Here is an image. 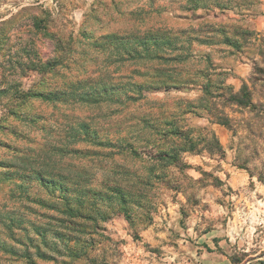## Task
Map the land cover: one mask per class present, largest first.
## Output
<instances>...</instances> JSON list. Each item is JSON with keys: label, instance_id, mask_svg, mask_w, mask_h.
<instances>
[{"label": "rangeland", "instance_id": "374dc122", "mask_svg": "<svg viewBox=\"0 0 264 264\" xmlns=\"http://www.w3.org/2000/svg\"><path fill=\"white\" fill-rule=\"evenodd\" d=\"M250 1L254 2L0 0V31L5 36L0 47V86L8 80L48 91L70 81V76L96 78L102 71L120 88L114 96L119 102L98 108L29 99L21 109L36 116V124L25 118L8 120L29 140L7 132L0 133V139L36 152L39 143L58 140L73 119H86L100 139L129 141L140 156L79 143L77 148L84 152L63 163L73 171L93 173L92 188L99 191L105 173L117 176L126 187L136 179L148 181L144 186L132 183L142 193L125 209L107 201L97 203L99 196L90 191L85 213L94 221L82 233L73 231L67 216L59 212L58 190L51 192L36 181L0 179V264H201V259L212 264L213 253L223 254L233 264H249L252 249L263 245L264 238V64L260 58L247 76L256 106L239 107L225 98L236 61L252 59L258 49L263 52L264 36L241 42V52L220 41L222 28L228 33L249 29L230 10L241 4L248 7ZM35 16L48 17L49 31L71 34L74 40L83 33L92 39L122 34L133 23L141 30L164 33L172 44L157 52L180 57L167 64L171 68L167 73L171 81L182 84L170 86L152 70L144 75V67H153L158 60L134 59L116 69L106 66L103 55L94 60L98 50L78 44L68 54L67 66L58 68L67 78L39 75L30 70L29 57L46 62L59 52L51 38L35 30ZM134 82L153 87L143 90L144 97L136 101L125 100L123 93ZM1 101L6 103L7 97ZM4 110L0 105V115ZM218 116L228 117L229 127L217 123ZM169 125L181 134L160 136ZM166 153L179 160H161ZM13 155L0 146V160L16 162ZM3 171L0 168L2 179ZM203 253L208 256L201 258Z\"/></svg>", "mask_w": 264, "mask_h": 264}, {"label": "trees", "instance_id": "16d2710c", "mask_svg": "<svg viewBox=\"0 0 264 264\" xmlns=\"http://www.w3.org/2000/svg\"><path fill=\"white\" fill-rule=\"evenodd\" d=\"M49 26L48 17H34L33 27L35 30L51 38L55 43L57 53L59 52V55H56L46 62H41L39 59H32L29 57L28 66L30 70L35 71L39 75L50 73L51 75L64 77V79L67 78L63 73H59L60 69L58 68L67 66V56L71 54L70 52L75 51L74 45L78 44L82 47L88 45L98 50L99 55H94V60H97L100 55H103L102 57H104L106 66L115 65L117 66L116 69H119L126 63H131V60L134 59L145 58L148 60H158L159 62L157 65L153 67H144V75H148L147 72L152 70L155 71V75L166 79L170 86L182 84V81L177 79L171 81V75L167 73L171 70L167 64L172 61H177L180 57H171L165 53L157 52L163 49L165 45L170 46L172 44L171 39L164 33H159L149 28L141 30L133 23L132 29L122 34L107 33L96 39H92L83 33L82 37L78 36V39L74 40L71 34L65 37L60 31L59 34L49 31ZM135 28L141 31L137 32ZM226 31V28L221 29L223 39L220 42L231 46V48L235 50L241 48V42H246L249 37L256 35L255 31L250 29L235 28L232 33ZM4 40L5 36L3 31H0V47ZM75 41L78 43H75ZM82 54L85 55L84 52H82ZM257 68L259 71H262L261 66ZM68 78H70V81L63 82L61 85H57L55 88L49 89L48 91L36 89L33 86L24 87L19 82L13 83L5 80V84L0 86V105L5 109L4 113L0 115V133L5 135L7 132L16 139L29 140V138H27L29 135L26 133L24 134L15 126L8 123L10 118H15L17 121H21V119L25 118L28 119L29 123L33 125L36 124L38 118H36V116L30 117L21 109L22 105L29 99H39L48 103L67 102L84 104L96 108L100 107L103 103L119 102L118 98L114 100V96L118 93L120 88L110 83L112 79L111 76L104 78L102 71L99 73V77L96 78H91L89 76L85 78L70 76ZM256 80L261 79L256 78ZM162 82L165 83V81ZM152 87L153 85H151V83H130V89L123 93L124 99L136 101L144 97L143 90H148ZM204 89L205 93H209L207 85H205ZM129 91H132V93L129 94ZM220 96L224 95L221 94ZM4 97H7L6 103H2L1 101ZM225 100L239 107H248L252 109L256 106L252 98L251 87L246 82H243L238 90H233L231 86H228ZM216 122L229 127V120L226 116H218ZM62 132L63 134L58 140L39 143V148L36 152L31 149L27 152L25 149H20V147L0 139V146L11 150L14 154L13 158L16 161L0 160V168L6 170L1 174L5 175V177L0 179L2 181L11 180L13 178L36 181L39 185L44 186L51 192L58 190L59 194L56 198L62 204V208L60 210L58 209L59 212L63 216H67L68 219L66 218L65 220L68 221L70 225L74 226L73 231L83 233L87 232V224L94 221L90 214L85 213L86 196L90 191L96 192L97 196H99L97 203L99 201H107L108 203H116L121 206V209H125L124 206L128 201L137 202L132 200L137 197L139 198L142 193L141 189H134V184L132 183L144 186L148 184V181L146 179H136L135 182H131L130 187H126L119 182L120 179L117 176L111 178V173H105V181L100 183V187L103 188L102 191L93 189V173L89 174L86 170L73 171V168L63 163L68 157L75 154L80 155L84 152V150L77 148L79 143H87L91 146L107 148L109 152L115 148L121 153H129L133 157H139L140 154L133 143L125 141L124 139H118L116 141L100 139L96 129L92 128L90 121L86 119H73L72 123H69L66 125V128L62 129ZM167 134L178 135L181 133L177 127L169 125V129H162L159 133V135L164 138L167 137ZM184 139L189 140L187 136H184ZM160 159L163 161L170 159V162L173 163L179 160L174 153L163 154ZM54 208L59 207L55 206ZM78 218L83 221H77ZM61 222H64V220H61ZM92 226L94 225L92 224ZM9 227L10 225H8V228ZM38 230L37 234L43 236V231L40 229ZM59 234L60 233H55V236L60 238L61 234Z\"/></svg>", "mask_w": 264, "mask_h": 264}, {"label": "crops", "instance_id": "0c3cea01", "mask_svg": "<svg viewBox=\"0 0 264 264\" xmlns=\"http://www.w3.org/2000/svg\"><path fill=\"white\" fill-rule=\"evenodd\" d=\"M231 9L232 10H229L232 11L238 19H241L242 21H245L247 23V28L255 31L256 36H258L259 38L261 36H264V0H254V2L250 1L248 2V7L242 6L241 4L240 7H233ZM240 50L242 49L236 51ZM255 55L256 56L252 59L243 57L242 60L236 61V65L232 68L233 76L228 81V86H231L234 90H238L243 82H246L248 84L247 76L251 72V68H253V66L256 64L258 58L261 59H259V62L261 64H264V59H262V57L264 56V51L262 52L260 49H258L257 54ZM218 67H220V65ZM258 210H261V208ZM261 220L263 221L264 219L261 218ZM261 241L263 242V245H258V247H261V249H258V247L253 248L251 254L249 255L250 258L247 260V263L264 264V238H261ZM206 256L208 255L204 253L201 254V258H205ZM210 257H212L210 261L213 260L211 262L212 264H233L228 258L223 259V254L213 253L210 255ZM206 261L201 259L199 262H201V264L209 263V261Z\"/></svg>", "mask_w": 264, "mask_h": 264}]
</instances>
